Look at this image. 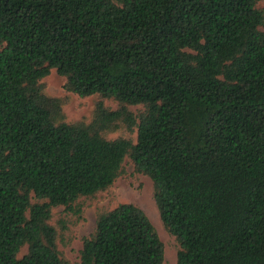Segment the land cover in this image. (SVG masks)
<instances>
[{"label": "trees", "instance_id": "obj_1", "mask_svg": "<svg viewBox=\"0 0 264 264\" xmlns=\"http://www.w3.org/2000/svg\"><path fill=\"white\" fill-rule=\"evenodd\" d=\"M259 2L0 0V264H69L61 232L125 159L152 180L176 264H264ZM51 69L100 98L88 122L63 119ZM118 128L135 140L104 136ZM78 264H163V244L120 203L97 211Z\"/></svg>", "mask_w": 264, "mask_h": 264}, {"label": "rangeland", "instance_id": "obj_2", "mask_svg": "<svg viewBox=\"0 0 264 264\" xmlns=\"http://www.w3.org/2000/svg\"><path fill=\"white\" fill-rule=\"evenodd\" d=\"M258 6L264 9V0H260ZM41 81L45 93L60 100L65 121L88 122L92 118L95 104L100 99L97 95L79 97L77 94L67 91L64 87L65 78L59 75L55 69H51ZM104 104L110 109H115L118 105L116 101L111 99L104 100ZM129 108L137 113L142 109V106L135 105ZM104 136L109 139L119 136L130 137L133 140L136 137L135 131L128 133L123 128L105 132ZM122 169V174L114 180L108 189L99 192L94 198L80 199L84 206L82 217L75 223L73 220L67 221L66 228L61 232L58 240L59 248L69 264H78L82 239L93 231L97 211L111 209L120 203L130 202L144 211L161 240L163 264H176L179 244L175 237L166 230L160 218L153 196L152 180L147 175L136 172L127 159L123 161ZM64 214L62 206L54 207L52 209V222L57 224L58 220L64 219ZM24 251L25 248L22 249L21 253Z\"/></svg>", "mask_w": 264, "mask_h": 264}]
</instances>
